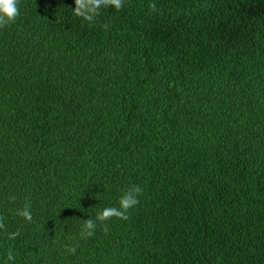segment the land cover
<instances>
[{
  "label": "trees",
  "instance_id": "1",
  "mask_svg": "<svg viewBox=\"0 0 264 264\" xmlns=\"http://www.w3.org/2000/svg\"><path fill=\"white\" fill-rule=\"evenodd\" d=\"M74 6L0 26V264H264V0Z\"/></svg>",
  "mask_w": 264,
  "mask_h": 264
},
{
  "label": "clouds",
  "instance_id": "2",
  "mask_svg": "<svg viewBox=\"0 0 264 264\" xmlns=\"http://www.w3.org/2000/svg\"><path fill=\"white\" fill-rule=\"evenodd\" d=\"M104 0H74V8L72 11L75 15L83 17L87 20H92L94 16L99 12L101 4ZM110 3L117 9L122 6V0H110ZM20 15L19 0H0V26L14 22ZM139 189H131L120 197V207H106L99 213L100 219H106L113 215L123 216L127 209L134 206L138 200L136 193ZM27 218L30 217V213L24 211L21 213ZM91 229L94 227L93 221L89 220L86 225Z\"/></svg>",
  "mask_w": 264,
  "mask_h": 264
}]
</instances>
